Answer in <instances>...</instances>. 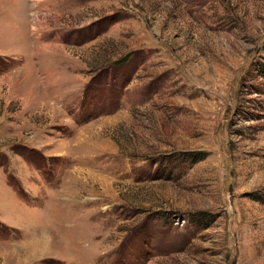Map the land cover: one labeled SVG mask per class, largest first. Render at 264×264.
I'll list each match as a JSON object with an SVG mask.
<instances>
[{"label":"rangeland","instance_id":"374dc122","mask_svg":"<svg viewBox=\"0 0 264 264\" xmlns=\"http://www.w3.org/2000/svg\"><path fill=\"white\" fill-rule=\"evenodd\" d=\"M0 264H264V0H0Z\"/></svg>","mask_w":264,"mask_h":264},{"label":"trees","instance_id":"16d2710c","mask_svg":"<svg viewBox=\"0 0 264 264\" xmlns=\"http://www.w3.org/2000/svg\"><path fill=\"white\" fill-rule=\"evenodd\" d=\"M183 156H185L186 158H185V160H190L191 162H199V161H201V160H203V154L201 155V153H197V154H195V153H192V154H187V155H183Z\"/></svg>","mask_w":264,"mask_h":264}]
</instances>
